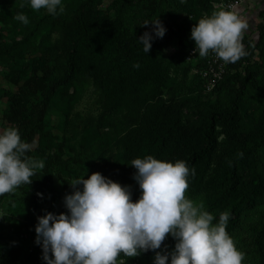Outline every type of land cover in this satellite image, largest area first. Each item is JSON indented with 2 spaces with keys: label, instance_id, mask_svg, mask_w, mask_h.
Masks as SVG:
<instances>
[{
  "label": "rangeland",
  "instance_id": "obj_1",
  "mask_svg": "<svg viewBox=\"0 0 264 264\" xmlns=\"http://www.w3.org/2000/svg\"><path fill=\"white\" fill-rule=\"evenodd\" d=\"M245 2L249 28L243 44L253 50L249 62L230 71L224 79L227 86L216 91L214 87L207 89L197 73L200 56L191 61L185 58L187 48L194 45L191 28L218 10L215 0H61L64 10L58 9L55 16L43 8L34 11L30 0H0V130L13 125L5 115L15 95H20L22 102L21 120L29 119L28 109L41 95L37 82L49 86L63 74L66 52L77 40L79 67L88 55L97 72L109 79L123 74L131 82L130 102L138 113L153 104L161 121L174 120L169 138L176 143H170L172 154L187 149L197 141L206 112L227 108L233 88L239 86L235 79L244 76L247 64L253 82L264 86V29L261 43L255 45L258 25L264 19V0ZM18 13L28 17L27 25L14 19ZM157 18L165 29L162 38L155 36L151 24ZM37 21L35 31L27 37ZM145 21H149L147 26ZM145 32L153 37L148 53L139 43ZM101 95L93 77L78 69L70 84L59 86L52 94L41 130L23 140L31 145L26 155L42 160L45 166L31 177V184L0 195V259L4 263L11 261L6 256L13 249L29 251L41 246L36 243L38 217L70 214L64 198L74 190H82V185L73 189L69 184L73 179H87L100 166L110 164L113 171L126 176L125 186L141 190L134 179L137 170L125 161L124 146L117 148L113 128L100 122ZM260 108L259 94L246 86L235 120L217 126L218 144L204 180L213 175L231 144L257 131ZM193 177H188L186 197L203 201L205 183L200 191L192 193ZM217 222L213 220V224ZM263 225L264 204L255 205L240 212L237 226L228 233L237 250L245 254L242 264H259L253 239ZM176 242L169 234L152 253L166 247L173 250Z\"/></svg>",
  "mask_w": 264,
  "mask_h": 264
},
{
  "label": "clouds",
  "instance_id": "obj_2",
  "mask_svg": "<svg viewBox=\"0 0 264 264\" xmlns=\"http://www.w3.org/2000/svg\"><path fill=\"white\" fill-rule=\"evenodd\" d=\"M30 6L34 11L46 9L53 16L58 9L64 10L61 0H30ZM14 19L29 23L23 13ZM143 24L147 26L149 21ZM151 24L155 36L162 38L165 29L159 19ZM248 28L247 19L230 4L199 19L191 28V39L201 57L212 51L224 63H236L247 55L243 39ZM152 39L149 32L139 37L145 53L150 51ZM30 150L17 128L0 130V195L31 184V177L44 168L42 160L26 155ZM237 155L243 157L242 152ZM131 166L137 170L134 179L141 189L136 202L127 186L94 172L87 179L69 183L73 189L82 185V190L64 198L70 214L47 213L37 218L36 243L42 246L46 264H117L121 254L136 257L159 249L169 234L177 241L171 264H242L245 254L237 250L226 231L229 213H221L213 224L214 216L205 210L203 201L186 197L188 177L195 170L185 161L165 162L147 155L133 159ZM167 260L168 255L156 253L155 264Z\"/></svg>",
  "mask_w": 264,
  "mask_h": 264
},
{
  "label": "trees",
  "instance_id": "obj_3",
  "mask_svg": "<svg viewBox=\"0 0 264 264\" xmlns=\"http://www.w3.org/2000/svg\"><path fill=\"white\" fill-rule=\"evenodd\" d=\"M151 1L155 3V0ZM37 25L38 21L32 25L26 35L27 37L33 34ZM263 29L264 19L258 25L256 46L261 43ZM243 41H245V35ZM192 46L194 45L189 47ZM78 47L79 42L76 40L67 50L65 71L59 78L55 79L49 86L43 81L37 82L41 95L28 109L29 119L27 121L21 120L22 102L20 95L11 98L5 118L13 124L12 127L18 129L22 141L33 137L41 130L44 114L52 94L59 86L70 84L76 71L81 69L85 74L91 75L94 82L101 88L100 122L113 128L116 136L115 146L117 148L124 146V158L127 163L131 164L133 159H143L147 155L165 162L185 161L190 170H195L190 183V191L192 193L200 191L202 182L205 183L203 202L205 208L211 211L214 220H219V215L223 212L229 213L230 218L226 227L228 233L237 226L241 211L264 204V86L253 82L249 64L244 69V76L236 77L235 80L239 86L233 88L227 108L206 112L197 141L187 149H179L177 154H172L170 143L174 146L176 143L173 140L169 141V138L174 120L161 121L153 104H148L143 112L138 113L130 102L131 82L121 73L115 78L109 79L97 72L88 55H84V63L79 67L77 61ZM244 48L247 55L236 63H228L221 79L215 84L214 90L219 91L227 86L224 79L230 74V71L241 67L243 62H249L253 49L248 44H245ZM198 56H200L199 51L196 58ZM204 62L205 57L200 56L198 68L203 66ZM42 71L45 76L48 75L45 70L42 69ZM246 86H249L260 96V125L257 131L250 136L231 144L217 163L213 175L204 180L211 165L212 154L218 144L217 126L229 124L235 120L237 106L246 95ZM137 92H142V89H138ZM241 152L243 157L239 158L237 154ZM98 173L121 186H125L126 176L118 170L113 171V165L100 166ZM128 188L132 202H136L140 198L141 190L138 191L130 186ZM253 240L259 264H264V225L255 232ZM163 244L162 242L161 246ZM152 251L150 249L141 252L143 255L136 257L149 255ZM48 255L49 258H52L51 252ZM6 257H11V261L4 263L0 259V264H46L43 259L42 246L39 245L34 246L29 251L13 249Z\"/></svg>",
  "mask_w": 264,
  "mask_h": 264
},
{
  "label": "built area",
  "instance_id": "obj_4",
  "mask_svg": "<svg viewBox=\"0 0 264 264\" xmlns=\"http://www.w3.org/2000/svg\"><path fill=\"white\" fill-rule=\"evenodd\" d=\"M230 4L234 5L236 11L241 16L246 18L244 9L245 7L248 6L245 0H215L214 7L219 9L222 6H227ZM247 14L250 15L251 13L248 12ZM197 52L198 49H195V45L189 47L186 50V55H185L186 60L191 61L195 59ZM227 66L228 63H224L221 59L217 57V55L214 52L209 51V54L205 57V62L203 66L197 69V73L201 78V80H203L207 89H212L215 86V84L221 79ZM174 250L175 249L172 250L166 247L157 252L161 253L162 255H168V260L166 261V264H171V253ZM156 253L155 254L151 253L143 257H125L123 255H120L117 258V264H155Z\"/></svg>",
  "mask_w": 264,
  "mask_h": 264
}]
</instances>
